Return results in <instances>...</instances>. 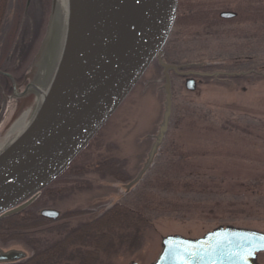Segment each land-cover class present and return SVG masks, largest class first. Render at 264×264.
I'll return each mask as SVG.
<instances>
[{
	"label": "rangeland",
	"instance_id": "rangeland-1",
	"mask_svg": "<svg viewBox=\"0 0 264 264\" xmlns=\"http://www.w3.org/2000/svg\"><path fill=\"white\" fill-rule=\"evenodd\" d=\"M38 1L7 0L0 19L1 49L22 10L12 57L19 64L14 73L21 79L0 71V145L13 138L10 131L22 115L32 116L36 108L35 90L29 88L24 96L14 93L22 94L34 83L52 40L58 47L51 0H46L50 7L45 27L36 12L42 8ZM187 4L191 15L178 13L162 57L174 66H198L204 74L224 76L201 78L190 92L180 77L170 75L167 134L150 167L131 185L144 167L164 113L163 74L154 62L79 159V165L88 166L103 159L122 162L124 180L89 173L81 178L89 189L67 193L40 209L39 213L55 210L60 217L70 214L51 225L58 231L44 234L46 241L60 239L116 204L142 210L150 226L140 245L103 255L99 264H153L167 236L199 239L219 227L264 234V0H187ZM222 12L236 17L223 20ZM4 74L14 82L7 78V90L1 82ZM73 180L79 179L64 178L59 186H70ZM2 248L30 256L20 245ZM255 262L264 264V253Z\"/></svg>",
	"mask_w": 264,
	"mask_h": 264
},
{
	"label": "water",
	"instance_id": "water-1",
	"mask_svg": "<svg viewBox=\"0 0 264 264\" xmlns=\"http://www.w3.org/2000/svg\"><path fill=\"white\" fill-rule=\"evenodd\" d=\"M56 4L51 0V19L57 16ZM177 9L178 0H67L61 45L48 89L28 126L0 152V219L29 207L65 172L157 62L163 74L164 113L144 167L131 185L145 173L168 131L170 73L184 78L224 76L180 73L189 66L163 62ZM235 17L231 12L221 14L226 20ZM4 76L14 83L11 76ZM30 87L14 95L24 96ZM195 87L193 79L186 81L187 91L194 92ZM40 216L57 221L60 214L45 209ZM262 244L264 234L230 227L216 228L199 239L167 236L153 264H256L264 250L255 249ZM249 247L253 248L250 256ZM26 257L22 251L0 250V264H14Z\"/></svg>",
	"mask_w": 264,
	"mask_h": 264
},
{
	"label": "trees",
	"instance_id": "trees-1",
	"mask_svg": "<svg viewBox=\"0 0 264 264\" xmlns=\"http://www.w3.org/2000/svg\"><path fill=\"white\" fill-rule=\"evenodd\" d=\"M6 1L0 0L1 20L7 10L5 9ZM21 13L20 9L0 49V71L13 75L17 81L20 76L15 74L14 70H18L19 64L12 57L16 51L15 38ZM163 60L167 63L165 57ZM1 82L2 87L7 90L10 82L7 78L1 79ZM99 134L59 178L40 192L33 204L19 213L0 219V246L20 245L30 252V256L20 264H99L103 255L112 254L113 251L126 245L134 248L142 243L143 234L150 226L145 214L142 210L120 204L112 206L101 216L64 232V235L62 234V237L54 242H48L43 238L44 234L58 231V229L51 226L53 222L40 216V209L53 205V202L67 193L72 194L77 190L89 189V185L81 181V178L83 179L89 173H99L101 177L109 173L116 180H124L121 178L123 163L115 159H103L93 166L78 164L82 154L91 147ZM67 177L79 180H73L70 186L66 184L59 186ZM69 215L60 217V220H65Z\"/></svg>",
	"mask_w": 264,
	"mask_h": 264
},
{
	"label": "bare ground",
	"instance_id": "bare-ground-1",
	"mask_svg": "<svg viewBox=\"0 0 264 264\" xmlns=\"http://www.w3.org/2000/svg\"><path fill=\"white\" fill-rule=\"evenodd\" d=\"M56 2H57L56 4L57 27L55 31H56V35H57L59 42H58V47L56 48V44H54L55 42L54 40H52L53 42H51L50 49L48 50L47 56L45 59L46 62L42 65L39 73L37 74L34 80V83L30 87L37 92L36 107L41 102V100L43 99L48 89L50 77L52 74L51 70L53 71L56 61L58 59V54H59L58 52L60 49V45H61L60 43H61V38H62L61 36L63 33L65 20H66L67 0H56ZM29 114H30L29 112L24 113L22 117L14 124L9 134V136L12 135L13 138L11 140L9 139L5 141L4 143H2V145H0V152H2L11 143V141L28 126V122L30 121L34 113L32 114V116Z\"/></svg>",
	"mask_w": 264,
	"mask_h": 264
},
{
	"label": "flooded vegetation",
	"instance_id": "flooded-vegetation-1",
	"mask_svg": "<svg viewBox=\"0 0 264 264\" xmlns=\"http://www.w3.org/2000/svg\"><path fill=\"white\" fill-rule=\"evenodd\" d=\"M38 5H40V6H42V8L40 7L39 8V11H38V9L36 8V12H38L39 14V20H40V26L41 25H43V27H45V24H46V20H47V11H46V7H47V9L49 10V7H50V4L47 6V1L46 0H39L38 1ZM186 6H188V4H187V0H178V9H177V16L179 17V15L180 16H183V17H188L189 15H191V11H189L188 10V8L186 7ZM178 13H179V15H178ZM182 13V14H181ZM223 13V12H222ZM222 13H220V18H221V14ZM190 17V16H189ZM222 19V18H221ZM223 20H226V19H223ZM181 67H183V66H181ZM200 69L201 68H199L198 66H189V67H187V68H184V69H181L180 70V73H188V72H192V73H197V74H199V75H202V74H204V73H202L203 72V69H202V71H200ZM171 75H175V74H171ZM175 76H177V75H175ZM178 77H180V76H178ZM181 78V80H183V83H184V86H185V83H186V81L188 80V79H193L194 81H195V83H196V86H197V83H198V81H199V79H201V78H204V76H192V77H188V78H184V77H180ZM217 79V78H216ZM33 204V203H32ZM49 221H51V220H49ZM56 221H53V223H55ZM0 250L1 251H8L7 249H5V248H2L1 246H0ZM24 260H22V261H19V262H17V263H14V264H20L21 262H23Z\"/></svg>",
	"mask_w": 264,
	"mask_h": 264
},
{
	"label": "snow or ice",
	"instance_id": "snow-or-ice-1",
	"mask_svg": "<svg viewBox=\"0 0 264 264\" xmlns=\"http://www.w3.org/2000/svg\"><path fill=\"white\" fill-rule=\"evenodd\" d=\"M255 250H256V251L264 250V244L260 245V247H259V248H256ZM247 253H248L249 256L252 255V254H253V248H252V247H249V248L247 249ZM180 258L183 259L182 256H181Z\"/></svg>",
	"mask_w": 264,
	"mask_h": 264
}]
</instances>
